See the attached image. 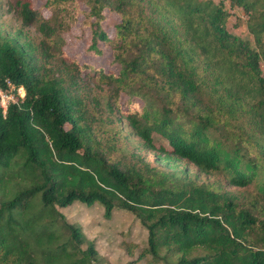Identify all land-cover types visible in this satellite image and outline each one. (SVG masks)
Masks as SVG:
<instances>
[{"label": "trees", "instance_id": "trees-1", "mask_svg": "<svg viewBox=\"0 0 264 264\" xmlns=\"http://www.w3.org/2000/svg\"><path fill=\"white\" fill-rule=\"evenodd\" d=\"M12 7L41 39L0 33V88L14 97L0 106V264H95V242L59 210L74 202L132 214L147 233L138 259L264 264V0H45L48 17L32 0ZM238 10L243 34L228 25ZM81 13L88 50L110 46L117 71L64 54L60 34ZM88 81L106 90L91 95ZM124 126L168 167L185 160L258 197L243 204L145 161Z\"/></svg>", "mask_w": 264, "mask_h": 264}, {"label": "rangeland", "instance_id": "rangeland-1", "mask_svg": "<svg viewBox=\"0 0 264 264\" xmlns=\"http://www.w3.org/2000/svg\"><path fill=\"white\" fill-rule=\"evenodd\" d=\"M12 2L14 0H0V33L16 36L17 32H21V39L25 38L32 44H38L41 35L36 24H22L14 12ZM44 2L45 0H32L33 6L39 10L40 14L48 17L50 11L44 7ZM79 7L83 12L87 11V7L83 3H80ZM84 17L83 13L79 14L76 22L68 30L61 32L60 35L65 41L64 54L80 64H89L92 67H100L106 71H117L119 66L113 61L110 46L98 42V47L102 50L101 56H95L93 52L88 50L92 35L91 28L83 24ZM118 20L117 15L106 12L101 27L112 35L114 24ZM246 21V16H242L240 10H238L235 15L229 18L228 25L232 31L243 34V32H246ZM88 82L87 88H90L89 94L91 95L97 96V94H101L106 90L98 83ZM123 100L124 97H121V101ZM122 133L126 135L125 140L129 148L136 149L143 159L151 164H160L169 170L173 168L174 170L186 169L191 179L221 186L222 189L234 193L243 204H248L258 197L254 183L243 187L227 185L222 183L220 176L203 174L193 164L185 160L174 161L177 164L176 168L168 167L165 163L157 161L156 151L143 148L141 141L133 136L127 127H123ZM153 137L156 146L165 143L164 140H159L156 135H153ZM59 210L69 222L82 227L87 242H95L98 260L103 259V261L96 260L95 264H126L127 262H131V264H175L176 262L175 257L160 262H153L149 256L138 259L139 254L146 246L147 233L135 217L124 210H115L109 219L104 217L103 207L98 203L86 206L74 202L68 207L59 208ZM83 247H85V244ZM202 253L203 251L197 248L193 250L191 256Z\"/></svg>", "mask_w": 264, "mask_h": 264}, {"label": "built area", "instance_id": "built-area-1", "mask_svg": "<svg viewBox=\"0 0 264 264\" xmlns=\"http://www.w3.org/2000/svg\"><path fill=\"white\" fill-rule=\"evenodd\" d=\"M9 87H12L10 83H8ZM17 93L20 97L24 96V90L22 87L17 89ZM10 101H14L13 94L11 92H6L0 88V106L2 110L5 112L7 109V105Z\"/></svg>", "mask_w": 264, "mask_h": 264}]
</instances>
